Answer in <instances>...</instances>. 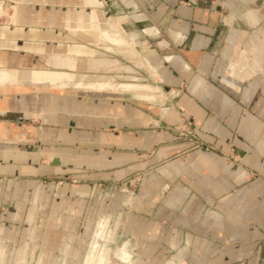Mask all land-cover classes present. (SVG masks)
Wrapping results in <instances>:
<instances>
[{"label":"crops","instance_id":"crops-1","mask_svg":"<svg viewBox=\"0 0 264 264\" xmlns=\"http://www.w3.org/2000/svg\"><path fill=\"white\" fill-rule=\"evenodd\" d=\"M0 1V264L33 251L58 264L60 249L69 250L64 257L74 250L64 244L83 241L109 210L117 211L109 234L121 241L119 264L123 249L129 264H264V0ZM106 2L117 7L108 18ZM109 19L151 70L146 57L162 66L168 87L185 84L172 108L78 87L103 81L107 62L116 66L94 60L101 45L116 54L99 35L112 32ZM19 70L74 76L13 78ZM180 114L260 176L249 180L218 152L186 153L171 129ZM138 172L128 201L115 188L107 198L96 189Z\"/></svg>","mask_w":264,"mask_h":264},{"label":"rangeland","instance_id":"rangeland-1","mask_svg":"<svg viewBox=\"0 0 264 264\" xmlns=\"http://www.w3.org/2000/svg\"><path fill=\"white\" fill-rule=\"evenodd\" d=\"M259 1L260 0H256L252 6H256ZM76 4H79V2H76ZM13 5L14 3L10 1H4L3 3V6L5 7V9L10 10V11H13ZM116 10H117V7L113 6L112 2H106L104 4V7L102 8V11H104L103 15L104 16L106 15L107 18L109 14L111 16V14L115 12ZM2 18L6 19V17H2ZM102 48L103 46L101 45L99 51L101 52V55L103 56L94 57V60L106 59V60L116 61V66L109 68V70L107 69V72L105 71L106 68H102L101 71L102 72L105 71V73H101L100 75H97V76H100V77L105 76L106 78L101 77L103 81H100V82L94 81L92 82L94 84H99V83L112 84L113 82L115 83V81L116 83L117 82L119 83V81H117V76L120 77L119 79L121 80L120 82L122 83H126V82L136 83L141 86L142 85L146 86V84L148 85L152 84L149 86L157 87L160 92L159 93L160 102L158 103H150L144 99L139 98L138 96H135L133 93H130V92H123V93L120 92V93L126 94V95H121L126 99H131L137 103L153 106L158 109L172 108L176 100L180 97L181 93L186 88L184 83H181L176 87H168L166 80L162 76V71H163L162 66L156 67V65L152 64L150 59H148L147 57H146L147 61L151 64V66L155 68L153 71L154 73L150 72L149 69L144 68L143 65L134 66L133 64L127 61L128 59L126 60L123 57L117 56V54L115 53H106L104 52ZM138 50H139V47H138ZM263 54H264V51H263ZM143 57L145 58V56ZM117 62L120 64V66H131L133 68L132 72H130V70H125L126 73H124L123 70H117ZM152 75L154 76L152 77ZM113 77L116 78V80L115 79L113 80L112 79ZM129 77H131V79H129ZM137 78H139L140 80ZM89 80L93 81L94 78L90 77ZM85 84H89V83L85 81ZM68 88H70V90H75V91L84 92V93L94 92V91H86L82 89H77L75 88L74 85H70L68 86ZM95 93H103V94L106 93V94L117 96V94H113L110 92H95ZM114 93H119V92H114ZM179 116H180L179 118L180 120L178 124L172 127L171 129L172 130L180 129L179 134H177V139H178L179 144L184 147L186 153L194 152V151H200V152H205V153L218 152L227 162L244 169L248 175L249 180L256 179L260 176L257 172L253 171L252 169L247 168L243 164L240 156L236 154L234 147L229 146L228 149H226L225 151H221L216 146L215 142L208 141L207 139L203 137L201 131L194 126L192 121L188 120L183 114H180ZM189 123H191V125H189ZM184 126H187L186 128H184L186 130H183ZM143 176H144L143 172H138L119 182H109V181L99 182L96 185V189L100 193H102L103 196L107 198L111 195V190L115 188L116 192L126 196V201H128L129 200L128 198L136 197L139 186L143 180ZM74 181H77V182L74 183ZM41 182L43 184H47L49 182H55L57 185H63L65 183H68L69 187L72 189L77 188L82 183V181L77 180V179H71L65 182V181H60V180L58 181L52 178L41 179ZM169 189H170V186L164 185L161 188L160 193L162 195H165ZM124 207H125L124 212H129V206H124ZM116 216H117V211L115 210H109L105 215H97V218H95L96 219L95 224H93L89 232H87L85 239L83 241L75 242V243L66 242V244H64V246L68 245V246L74 247V250L71 256L64 257V254H66L67 251L69 250L63 247L62 249L59 250L61 257H58L56 262H58V264H86V260H88L89 258L90 246L93 242L94 236L97 234V232H103L102 236L104 239L102 240L99 239L97 243L100 245V249L102 248L107 254V259L105 258V260L109 264H119L114 254L117 256V251L115 252V250L117 249V246L121 244L120 243L121 241L119 240L117 241V235L109 234V230L111 228L113 229V227L110 225L111 219L112 220L115 219ZM5 249L7 252V246L5 247ZM124 252L128 254L126 250L124 249L121 250L120 255H119V260L125 264H129L131 262L130 256L128 254L126 259H124L122 257V254ZM35 255H36V252L33 251L30 256L20 259L15 264H49L46 259L39 258L38 256H35ZM2 264H12L10 263V259H7V255L4 257ZM233 264H246V261L241 260Z\"/></svg>","mask_w":264,"mask_h":264},{"label":"bare ground","instance_id":"bare-ground-1","mask_svg":"<svg viewBox=\"0 0 264 264\" xmlns=\"http://www.w3.org/2000/svg\"><path fill=\"white\" fill-rule=\"evenodd\" d=\"M0 10H1V7H0ZM92 25L96 29L99 27L98 23L96 21V16L94 15V13L92 16ZM108 28L110 31H112L111 33L100 32L99 35H100V38L102 41L110 42L114 46H116L114 50L111 49L112 51L116 52V54H118V56L126 58L133 63H137V65H143L144 67H148L147 64L144 62V60H142L139 55H137L133 50L130 49V47H132V46H129L130 42H129V39L126 36H124L125 34L122 35V33L121 34L117 33V31L115 30V28H117L116 23H114L111 19H109V21H108ZM114 65H115L114 62H107L106 63L107 68L108 67H114ZM148 69L150 70V72L154 73L153 72L154 70H151L149 67H148ZM128 70H129V68H128ZM2 75H0V78ZM73 76H74V74H57L56 75L55 73H49V72H41V73L36 72V73H34V71L31 72V70L30 71L29 70L28 71L19 70L17 72V74L14 75V77L13 76H9V77H11V78L13 77V78H17V79L20 78V79H25V80L31 79L33 81L35 80V81H39V82H45V81H53L55 78L61 79L63 77L70 79V78H73ZM153 76L154 75H152V77ZM9 77H7V78H9ZM5 78L6 77H4V79ZM137 79H139V78H137ZM1 82H2V80H1ZM25 82H28V81H25ZM19 83H20V81H19ZM31 83L33 84L34 82H31ZM39 84H41V83H39ZM47 84H49V82ZM149 85H152V84H149ZM149 85L146 84V86L145 85L141 86V85H138L136 83H129V82L128 83L127 82L126 83H118V82L116 83V81H115V83L113 82L112 84L99 83V84H89L87 86L85 84L79 83L78 87L79 88L84 87V88H89V89H101V90L108 91V92H119V93L120 92H122V93L123 92H130V93H133L134 95L138 96L139 98L144 99L150 103L160 102V100H159L160 99V96H159L160 92H159L158 88L155 86H149ZM98 236L100 237L99 239H102L101 234H99ZM105 258L107 259V254L105 253V251L102 248L100 249L99 244L95 243L93 246H91V251L89 253L88 260H86V264H106Z\"/></svg>","mask_w":264,"mask_h":264},{"label":"built area","instance_id":"built-area-1","mask_svg":"<svg viewBox=\"0 0 264 264\" xmlns=\"http://www.w3.org/2000/svg\"><path fill=\"white\" fill-rule=\"evenodd\" d=\"M189 125H191V123H189ZM187 126H184L183 127V130H186V129H184V128H186ZM180 129H175L174 131L176 132V134H179V131ZM204 149V148H203ZM77 181H74V183H76Z\"/></svg>","mask_w":264,"mask_h":264},{"label":"water","instance_id":"water-1","mask_svg":"<svg viewBox=\"0 0 264 264\" xmlns=\"http://www.w3.org/2000/svg\"><path fill=\"white\" fill-rule=\"evenodd\" d=\"M57 163H58V161H57V159H55L52 164H57Z\"/></svg>","mask_w":264,"mask_h":264}]
</instances>
